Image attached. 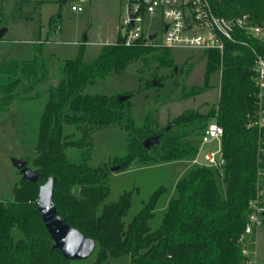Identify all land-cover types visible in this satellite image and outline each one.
<instances>
[{"label": "trees", "instance_id": "obj_1", "mask_svg": "<svg viewBox=\"0 0 264 264\" xmlns=\"http://www.w3.org/2000/svg\"><path fill=\"white\" fill-rule=\"evenodd\" d=\"M216 11L228 18L248 15L253 24L264 26V0H216ZM55 29L52 18L50 33ZM238 37L264 54V41L243 31ZM46 41L34 45V57L29 61L0 60V111L18 101L47 97L32 160L39 179L35 183L22 179L13 198L0 202V264H74L53 248L54 241L37 209L39 186L50 177L56 178L54 201L59 215L97 242L95 258L86 264H106L109 257L124 255L130 257V264H245L243 250L247 246L241 238L253 212L251 202L264 188L259 162L264 129L248 125L259 110L252 49L228 44L223 57L216 50L205 52L206 82L221 70L219 100L207 114L197 109L183 111L167 130L158 128L149 116L145 125L138 127L130 99L120 102L118 96L84 94V89L98 78L121 73L132 65H141L140 71L150 62L158 68L172 67L170 49L143 44L128 47L119 35L91 61L84 60L81 47L77 58L65 61L60 82L40 90L50 75V61L44 57ZM177 69L174 67L173 73ZM200 92L201 88H193L181 98ZM209 121L224 128V178L207 166L193 167L178 180L177 196L170 201L159 229L152 231L149 226L158 193L126 226L131 194L104 204L112 171L108 165H89L94 133L112 127L127 133L128 153L116 163H124L123 170L136 160L149 165L193 158L198 145L191 136L197 131L201 135ZM65 125H74L80 138L68 137ZM156 135H161L159 144L147 150L143 141ZM67 147L82 148L83 162L71 163ZM220 181L226 185L224 197ZM15 230L22 234L18 239Z\"/></svg>", "mask_w": 264, "mask_h": 264}, {"label": "rangeland", "instance_id": "obj_2", "mask_svg": "<svg viewBox=\"0 0 264 264\" xmlns=\"http://www.w3.org/2000/svg\"><path fill=\"white\" fill-rule=\"evenodd\" d=\"M74 5L82 10H73ZM124 13V0H0V30L8 29L0 39V60L29 61L34 57V45L47 40L44 57L50 61V75L39 88L55 86L62 78L65 61L77 58L81 47L84 60L91 61L100 55L104 45L117 41ZM52 18H55L56 29L50 33ZM170 58L173 59L172 67L158 68L150 62L144 71L139 70L141 65H132L121 73L98 78L95 84L84 89V94L115 97L134 93L129 103L138 127L145 125L147 116L158 128H164L188 109L207 114L220 97L221 70L212 73L206 82L207 60L200 49H170ZM174 67L178 68L176 73H173ZM193 88H201L202 92L181 98L183 93L188 94ZM46 103L47 97L43 96L18 101L8 110L0 111V202L11 200L14 188L23 179L13 165V159H26L29 167L35 170L32 160L36 156L35 145ZM64 133L72 139L80 138L74 125H65ZM191 139L196 145H201L198 131L192 134ZM214 149L213 144L204 148ZM65 152L71 163L83 162L82 148L67 147ZM127 153V133L119 128H106L94 133L88 162L91 167L108 165L111 168ZM192 166L191 159L149 165L136 160L127 168L112 172L110 193L104 204L116 202L124 193H130L131 207L124 217L127 226L151 196L158 193L154 216L149 221L151 230L156 231L163 222L170 201L177 196L178 180ZM219 187L224 197L225 183L220 181ZM258 228V232L254 228L246 237L247 253L254 264H264V225ZM15 232L18 239L22 234L19 230ZM94 258L95 252L89 259L73 263L86 264ZM130 263L128 255L109 257L106 262Z\"/></svg>", "mask_w": 264, "mask_h": 264}, {"label": "built area", "instance_id": "obj_3", "mask_svg": "<svg viewBox=\"0 0 264 264\" xmlns=\"http://www.w3.org/2000/svg\"><path fill=\"white\" fill-rule=\"evenodd\" d=\"M124 8L120 35L128 47L143 44L164 49H200L204 53L216 50L222 57L228 44L251 48L255 55L253 72L259 110L248 125L264 129V54L258 53L238 37V32L243 31L264 41V26L253 24L248 15L232 18L219 15L216 0H124ZM72 9L82 10L75 5ZM154 34L157 37L150 40L149 37ZM200 136L201 145L191 158L192 165L212 168L224 178V128L216 121H209L202 127ZM209 144H213L215 149L204 150ZM259 162L262 166L260 176L264 177V147L259 151ZM263 202L264 188L259 191L257 199L251 202L253 212L248 217L241 240L246 241L254 228L264 225ZM243 253L247 257L245 264H254L248 257L247 247Z\"/></svg>", "mask_w": 264, "mask_h": 264}, {"label": "water", "instance_id": "obj_4", "mask_svg": "<svg viewBox=\"0 0 264 264\" xmlns=\"http://www.w3.org/2000/svg\"><path fill=\"white\" fill-rule=\"evenodd\" d=\"M8 32L7 28L0 30V39ZM157 37V34L151 35L150 40ZM159 85L158 83H154ZM132 95H119L120 102L131 99ZM167 130H171L172 126L168 125ZM161 135L147 138L143 141V145L150 150L154 145L159 144ZM13 165L23 175V179L35 183L39 179V173L29 167V163L24 159H13ZM124 167V163L111 167L112 172L120 171ZM56 178L50 177L44 184L39 186V194L37 199V209L41 219L54 241L53 248L59 250L63 257L69 261H83L89 259L95 252L97 242L85 236L78 229L72 227L66 219L62 218L54 201V188Z\"/></svg>", "mask_w": 264, "mask_h": 264}, {"label": "crops", "instance_id": "obj_5", "mask_svg": "<svg viewBox=\"0 0 264 264\" xmlns=\"http://www.w3.org/2000/svg\"><path fill=\"white\" fill-rule=\"evenodd\" d=\"M114 43H115V42H114ZM111 44H113V43H111ZM193 167H195V166L190 167V169L193 168ZM190 169H188L187 171H185V173L188 172ZM185 173H184V174H185ZM184 174H183V175H184ZM183 175H182V176H183ZM182 176H181V177H182ZM181 177H180V178H181ZM258 230H259V228H256V231H257V232H258ZM246 246H247V241H246Z\"/></svg>", "mask_w": 264, "mask_h": 264}]
</instances>
